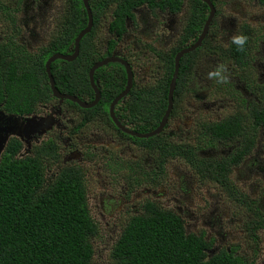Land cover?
<instances>
[{"label": "flooded vegetation", "instance_id": "flooded-vegetation-1", "mask_svg": "<svg viewBox=\"0 0 264 264\" xmlns=\"http://www.w3.org/2000/svg\"><path fill=\"white\" fill-rule=\"evenodd\" d=\"M209 2L215 13L206 30L212 11ZM148 5L132 10L134 18L126 19L120 34L112 29L118 2L105 1L100 6L99 0H88L93 25L82 39L88 37V51L80 58L81 41L74 61L57 60L50 69L56 90L78 99L84 107L55 96L46 68L54 55L75 54V40L89 25L84 1L0 0V48L11 53L1 56L2 60L22 69L21 60L26 58L29 71L46 75L51 90L31 113L16 115L17 123L53 127L28 153L52 140L58 159L48 164L46 176L50 179L52 172L63 167L80 169L90 215L97 224L105 223V215L111 218L112 237L132 219L147 215V205L154 204L180 217L188 232L204 234L211 244L210 257L235 250L243 264H264V123L254 118L255 110L264 108L258 92L264 88V2L156 0L154 8ZM192 23L200 28H191ZM235 35L248 37L243 57L226 51ZM200 40V46L193 49ZM189 49L193 50L180 60L173 108L163 131L139 137L163 123L177 56ZM110 59L114 62L101 66ZM220 64L228 67V83L207 79ZM97 65L94 80L100 98L92 106L97 98L90 72ZM87 68L91 90L79 87L78 82L73 90L60 87L67 71L74 70L76 80ZM110 77L117 84L116 91L103 90ZM0 110L15 115L3 105ZM155 137H159L156 142L163 140L180 152L162 158L158 146L149 142ZM92 174L93 190L87 185V176ZM96 174H100L98 179ZM198 189L208 192L202 218L209 229L201 231L193 230L187 221L193 215L186 202L190 200L194 207L191 195ZM145 198L146 202L138 204ZM230 208H234L232 214Z\"/></svg>", "mask_w": 264, "mask_h": 264}, {"label": "trees", "instance_id": "trees-1", "mask_svg": "<svg viewBox=\"0 0 264 264\" xmlns=\"http://www.w3.org/2000/svg\"><path fill=\"white\" fill-rule=\"evenodd\" d=\"M105 1L110 3V0H99V5ZM115 2L118 6L112 29L120 34L125 31L126 19L134 18L133 9L142 4H149L151 8L156 5V0ZM191 28L200 26L192 23ZM88 42V37L82 41L80 58L88 51ZM12 46L15 48L16 44ZM228 47L226 51L232 55L242 56L236 45ZM8 55L11 53L5 47L0 48V105L9 114L26 115L40 99L49 97L47 76L31 73L26 58L21 60L22 69L17 64H7L1 56ZM45 59L40 64L43 69ZM84 72L75 80L76 72L67 71L60 87L73 90L78 82L79 87L91 90L88 68ZM110 88L117 90L111 77L105 80L103 90ZM258 92L264 104V88ZM164 93L166 96L167 87ZM164 110L165 107L161 115ZM255 111L257 123H264V108ZM158 139L155 137L149 142L152 141L154 148L158 146L162 158L180 152L179 147L163 140L156 142ZM27 153L23 143L14 137L0 160V264H101L95 261L100 226L90 215L83 172L63 167L52 172L50 179L46 176L48 164L58 159L57 146L52 140ZM146 208L147 215L122 226L118 237L111 241V253L104 264H243L235 256V250L230 253L224 250L210 257L211 244L204 234L188 232L184 221L172 212L154 204Z\"/></svg>", "mask_w": 264, "mask_h": 264}, {"label": "water", "instance_id": "water-1", "mask_svg": "<svg viewBox=\"0 0 264 264\" xmlns=\"http://www.w3.org/2000/svg\"><path fill=\"white\" fill-rule=\"evenodd\" d=\"M83 1H84L85 5H86L88 11H89V25L75 40V54L69 55V56H63V55H60V54L54 55V56L51 57V59L46 64V68H47V72L49 73V76H50L51 86L53 87V90L55 92V96L58 97V98H61V99H65V98L70 99V100H72L74 102H78L79 104H81L82 106L85 107L87 105L86 104H82L78 99L69 98L68 96L60 94L56 90V88L54 87L55 85H54V82L52 80V76L50 74V69H51V65H52L53 62H56L57 60H63V61H66V62H72L78 57V55L80 54L79 53L80 52V43H81L82 39L91 31V28H92V25H93V17H92L91 11H90L89 6H88V0H83ZM210 5H211V8H212V11H211V16L209 18V21L207 22V26L205 28L206 30H208L210 22L212 21L214 13H215L214 7L212 6L211 3H210ZM205 33L206 32H204L202 39L204 38ZM200 43H201V40L193 47V49L197 48L198 46H200ZM193 49L183 50L177 56L175 76H174V78H173V80L171 82L170 91H169V109H168V111H167V113H166V115H165V117L163 119V123H161L160 126L154 132H152L151 134L138 135L139 137L154 136V135L160 134L163 131V129L165 127V123L167 121V118H168V116H169V114L171 112V109L173 108V95H174V91L176 89V80H177V76H178V72H179L180 60L185 54H188ZM109 62H114V59L107 60L105 63L101 64V66L102 65H107ZM98 67H99L98 65L95 66L90 72L91 84H92V87H93L94 91L96 92V98H97L92 106H95V104L98 102V100L100 98V91L98 90V88H97V86L95 84V80H94V72H95V70ZM116 103H117V101H115L112 104L111 111H112V109H113V107L115 106ZM112 117H113L114 120H117L116 117L114 116V114H112ZM19 121L20 120L18 119V117L16 115L7 116L4 112H2L0 110V160H1L2 154L4 153L5 148H6L7 144H8L11 136L16 134V131L18 129H22V132L25 130L24 133L28 132L30 134H35V133H39V132L45 130L46 128H49L47 126H44L43 123H33V124L29 123L28 125H26L24 127V130H23L22 127L25 125V123H17ZM125 131H127V130H125ZM131 134H133V133H131Z\"/></svg>", "mask_w": 264, "mask_h": 264}, {"label": "rangeland", "instance_id": "rangeland-1", "mask_svg": "<svg viewBox=\"0 0 264 264\" xmlns=\"http://www.w3.org/2000/svg\"><path fill=\"white\" fill-rule=\"evenodd\" d=\"M1 22V21H0ZM233 37V36H232ZM26 126V124L22 127L24 130V127ZM53 127H51L52 129ZM49 129V130H51ZM48 129H45L39 133H35V134H30L28 132L24 131L22 132V129H18L16 131V134H14L13 136H11V138H18L22 141L23 145H24V149H25V153L28 152V150L31 148L32 145L35 144V142H39L40 140L42 141L43 139H45L46 134L49 133ZM32 136H36V138L32 137ZM40 137V138H38ZM10 138V139H11ZM30 138V139H29ZM40 141V142H41ZM50 171H54L53 168H50ZM100 174H96V178L98 179V176ZM171 176V174H169ZM94 178L95 175L92 174L89 176H87V185L88 188L93 190L95 189V185H94ZM98 181V180H97ZM214 192L217 193V188H212ZM212 191V190H211ZM173 191L171 190V193ZM198 193L192 194L191 197L194 199V207L192 206V203H190V200H187L186 205L189 209V214L193 215L192 218H187L188 221V225L190 227H192L193 230L195 229H200V231L202 230V228L204 229H209V226L205 223L207 222L205 219L202 218V214H203V208L205 206H207V200H208V192L206 190H202L198 189L197 190ZM198 194V195H197ZM168 199V197H167ZM148 200V198H145L144 201L142 202H138V204H142L143 202H146ZM195 211V213H194ZM234 211V208H230V214H232V212ZM194 213V214H193ZM106 219H104L103 221H105V223L103 224V222L100 220V217H97L100 221L98 222L101 226H100V239L97 240L96 246H95V261H97L98 263L104 264L108 262L109 256L111 251L109 250V248H111L113 245V243H110L111 240H115L116 237H118V235L116 237H112L111 233H112V228H113V220L111 218H109L108 216H106ZM106 223H109L106 225ZM197 225V227H195ZM108 227V228H107ZM191 229V230H192ZM239 227H236V231L238 232ZM199 231V232H200ZM113 238V239H112ZM231 243V241H229L227 244ZM111 246V247H110Z\"/></svg>", "mask_w": 264, "mask_h": 264}, {"label": "clouds", "instance_id": "clouds-1", "mask_svg": "<svg viewBox=\"0 0 264 264\" xmlns=\"http://www.w3.org/2000/svg\"><path fill=\"white\" fill-rule=\"evenodd\" d=\"M232 44L237 46L238 51H244L245 45L248 43V37L245 35H235L231 40ZM228 67L225 64L218 65L213 71L207 74V79L214 80L218 84H225L229 81ZM207 264V262H205Z\"/></svg>", "mask_w": 264, "mask_h": 264}]
</instances>
